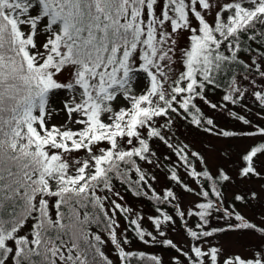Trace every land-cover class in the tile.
<instances>
[{"label": "snow or ice", "instance_id": "6c2138e0", "mask_svg": "<svg viewBox=\"0 0 264 264\" xmlns=\"http://www.w3.org/2000/svg\"><path fill=\"white\" fill-rule=\"evenodd\" d=\"M185 127L241 142L235 159L230 143L220 150L235 176L213 171ZM254 180L264 181V0H0V264H165L133 239L175 252L168 264H264V217L238 210L260 193H225ZM247 233L261 240L247 253L222 243Z\"/></svg>", "mask_w": 264, "mask_h": 264}, {"label": "rangeland", "instance_id": "374dc122", "mask_svg": "<svg viewBox=\"0 0 264 264\" xmlns=\"http://www.w3.org/2000/svg\"><path fill=\"white\" fill-rule=\"evenodd\" d=\"M43 39V37H40ZM146 75V74H145ZM221 92L208 94V99L212 102H217L220 98ZM64 99V97H60L59 99H54L51 101V105L55 109H60L62 107L61 101ZM249 108L253 110V113L257 110L256 105L251 101H246ZM202 108L206 111V113L212 117L215 118L216 122L224 128H234L239 127V125L232 121L230 118H228L225 114L215 112L210 110L206 105L201 104ZM237 111H240V109H236ZM63 115V113H61ZM250 118L256 119L254 115H252ZM54 122H57L54 120ZM181 132V139H184L186 142L190 143L195 150L200 151L202 154L206 156L208 159L210 165L213 167V171H215V166L217 165H223L228 170H230L235 176L234 169L237 167L236 163H233L232 161L226 160L222 158L221 149L228 148L229 143L231 144L232 151L234 153V159H235V153L242 150V144L239 141H231V142H224L221 140H217L214 137H211L209 135L203 134L202 132H198L191 128H183L180 130ZM215 147L216 151H212L211 149ZM160 153L166 152V149L163 148V146H160L159 148ZM157 175L161 181V184H163V177L160 176V174L157 172ZM161 184L154 185V187L157 188V191L160 190ZM264 184V181L254 180L251 183L248 184H241L239 188L235 186H229L225 189L226 196L230 199L232 194L234 192L242 191V190H255L258 193H260V198L256 201L250 202L247 206H239L238 210L244 214L248 219L256 222L257 224L260 223L261 218L264 217V192H261V185ZM126 201L128 204L132 205L136 208H142L143 213L145 217L147 218L148 215H153L154 210L153 206L150 201L147 199L142 198H136L131 195V193H124ZM121 227H124V221L121 219ZM144 226L151 230V225L145 219ZM131 235V234H130ZM170 236L172 234L170 233ZM173 239H179L178 236H172ZM222 243L225 244V247L232 252L237 253H247L251 248L257 247L260 245L261 240L259 236L253 233H247V234H230V236L226 239V241H222ZM131 247L139 250H144L146 252L150 253H158L161 254L164 257L165 264H168L169 258L173 255H175V252L167 249H162L159 247H147L135 239H133V243ZM106 251L110 252V247L106 248Z\"/></svg>", "mask_w": 264, "mask_h": 264}, {"label": "trees", "instance_id": "16d2710c", "mask_svg": "<svg viewBox=\"0 0 264 264\" xmlns=\"http://www.w3.org/2000/svg\"><path fill=\"white\" fill-rule=\"evenodd\" d=\"M244 59H246L247 60V56H244L243 57ZM217 92H220L219 90H215V91H213V90H211V89H209L208 91H207V95L208 94H212V93H217ZM202 104V103H201ZM202 107V106H201ZM203 109V108H202ZM204 110V109H203ZM205 111V110H204ZM205 113H206V111H205ZM207 114V113H206ZM208 115V114H207ZM151 204H152V202H151ZM106 250V249H105ZM107 252V251H106Z\"/></svg>", "mask_w": 264, "mask_h": 264}]
</instances>
